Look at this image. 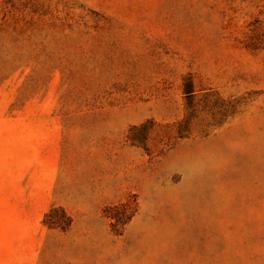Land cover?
<instances>
[{
  "label": "rangeland",
  "instance_id": "374dc122",
  "mask_svg": "<svg viewBox=\"0 0 264 264\" xmlns=\"http://www.w3.org/2000/svg\"><path fill=\"white\" fill-rule=\"evenodd\" d=\"M0 264H264V0H0Z\"/></svg>",
  "mask_w": 264,
  "mask_h": 264
},
{
  "label": "trees",
  "instance_id": "16d2710c",
  "mask_svg": "<svg viewBox=\"0 0 264 264\" xmlns=\"http://www.w3.org/2000/svg\"><path fill=\"white\" fill-rule=\"evenodd\" d=\"M59 211H60V214H62L61 217H62V219H63V222H62V223L57 222L56 225L61 226L62 228H63V227H66V226H68V225H70L71 220H70V218L67 216L66 212H65L63 209H60ZM59 211H54V212H59ZM63 223H64V225H63Z\"/></svg>",
  "mask_w": 264,
  "mask_h": 264
}]
</instances>
